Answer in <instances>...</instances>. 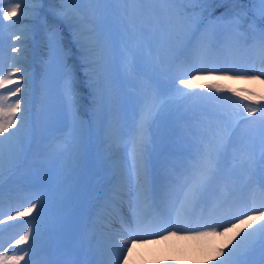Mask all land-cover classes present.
Instances as JSON below:
<instances>
[{"label":"snow or ice","instance_id":"snow-or-ice-1","mask_svg":"<svg viewBox=\"0 0 264 264\" xmlns=\"http://www.w3.org/2000/svg\"><path fill=\"white\" fill-rule=\"evenodd\" d=\"M39 2L40 0H20V3L14 4L4 12V19L11 21L18 12L23 16L29 3L33 5L31 11H36L35 5ZM82 2L89 5L91 13L87 17L88 35L84 34L82 26L86 17L81 16L79 10L60 9L56 10V15L63 17L67 22L79 46L80 60L85 69L91 97L88 102L91 104L92 117L100 130L106 132V139L110 144L116 134L122 131V127L113 105L110 85L115 55L107 42L101 43L100 29L107 19V13L112 10L109 6L114 3L123 5L119 13L126 31L138 37L135 47L125 46L120 53L122 62L130 71L141 64L151 66L153 71L157 68L174 70L175 75L172 77L170 87L177 94L178 102L188 97L221 98L213 97L210 92H185L184 88L180 87L187 85L191 88L192 80L204 78L201 73L208 77L216 73H223L225 76L227 73H245L242 78L264 83L262 79L264 0H82ZM226 3H235L240 7L226 9L215 21H209L204 32H200V25L205 18L203 13L208 12L207 7L200 6L211 4L223 6ZM246 3L255 7L245 8ZM196 8H200L198 15L192 14ZM221 22L225 23L227 31L224 40L218 38L217 25ZM46 32L48 55L62 70L65 100L69 110L78 114L82 98L76 89L73 66L69 63L71 52L54 26L46 28ZM198 32L200 34L197 37ZM12 38L27 40L26 36ZM145 41L148 42L147 53L142 51ZM153 43L159 48V53L155 56ZM190 46L191 57L186 55ZM12 52L17 53V56L12 57L14 63L9 65L11 72L8 77L15 75L16 79L13 81L8 77H0V86L9 83L15 85L14 91L11 88H6V91L8 97H16L15 102L7 109L0 105V177L3 175L2 163L5 159L11 174L14 167L25 158V140L29 141L27 146L30 147L32 134L29 91L19 83L21 80L25 85L29 83L27 68L19 57L20 53L26 52V48L13 47ZM221 63L229 66H218ZM2 71L3 66L0 65V72ZM248 73L252 75H247ZM182 76H190L191 79H183ZM205 87L220 91V85L216 83L207 84ZM142 88L144 91L141 93L139 118L135 123L134 135L129 141L131 148L128 162L124 165L128 172L127 178L129 180L134 178L136 182L135 197L130 202L132 221L131 223L125 221L127 226L122 225L120 230L111 233L103 245L97 246L101 255L104 254L105 248L108 252L107 259L98 261V264H129V253L133 251L141 237L159 235V232L166 228L176 230L168 233L171 236H175L178 231H191L194 239L221 238L219 244L210 246L209 260L214 261V264H264V104L257 108L248 104L242 105V101H232L231 106L235 110L232 115L235 116V121L229 117L226 121L208 126V131L203 134V140L197 145L196 156L190 165V174L180 181L183 195L178 205H173V216L171 213L165 214L158 202L161 200L163 189L171 186L162 185L159 189L156 187L150 178L148 159L152 142L151 128L164 108V102H157V97L161 95L159 91L161 84L149 75L142 82ZM8 97H0V100L6 101ZM227 99L231 101V97ZM243 99L251 100L253 97L243 96ZM260 100H264V96H261ZM253 113L260 117L257 127L245 134L247 139L242 141L239 147V159L248 177L246 187L250 186L249 194H242L235 186H224L211 205L205 208V193L216 180L229 148L233 147V137L239 124L248 121ZM85 172L86 164L77 147L74 166L60 182L58 206L53 216L42 218L44 202L36 195L27 199L26 202L30 206L22 211H15L14 216L5 215L4 220H0V225L6 226V221L28 216L35 210V215L29 221L28 230L14 241L15 245H25L24 249H20L22 255L8 257L0 254V264H19L21 260L24 264H29V259L25 257L30 258L33 254L36 244L41 239L42 226L58 227L75 212ZM7 201L9 211L17 207L12 203L11 196L7 197ZM4 202L3 184L0 182V208ZM142 205L155 207L156 218L149 220L148 213L142 210ZM197 205L200 206V211L193 219V210ZM117 236H125L127 239L118 241L115 238ZM203 264H207V261Z\"/></svg>","mask_w":264,"mask_h":264},{"label":"rangeland","instance_id":"rangeland-1","mask_svg":"<svg viewBox=\"0 0 264 264\" xmlns=\"http://www.w3.org/2000/svg\"><path fill=\"white\" fill-rule=\"evenodd\" d=\"M20 3V0H0V65L3 66V71L0 72V77H8L11 72L9 65L13 64L12 57L17 56V53L12 52L13 47L19 48L24 46L26 52L20 53V60L23 61L27 68V75L29 76V83L25 85L21 80V86L27 87L29 91V98L31 100L30 108V122L32 127V134L30 139V147H28V140H25L27 163L21 166L22 171H18L15 177L17 182L25 178L30 180L33 175L38 173L41 175L48 169L52 171H59L62 174L67 173L73 168V159L75 153L57 152L50 156H41V151L38 149L37 143L44 138L49 129H57L59 127H69V117L73 116L78 122L87 121L88 125L82 134V139L79 141V149L83 160H90L92 154L90 144L92 142H103L106 140L105 131L100 130L92 117L91 112V97L89 96L87 77L85 76V69L82 66L79 46L72 35V30L69 28L67 22L63 17L56 15V10H79L81 16L86 17L82 22L84 34L88 35L87 28L89 23L87 17L91 15L89 12V5L82 0H40L35 5L36 11H31L33 5L29 3L25 14L21 16L18 12L16 16L11 18V21L4 19V12L11 8L14 4ZM207 6V5H206ZM204 5L200 8L206 7ZM111 11L107 13V19L100 29L102 35L100 41L103 44L107 42L112 48L115 59L112 64V72L110 85L113 94V105L120 117V126L122 131L119 132L117 142L120 145H125L134 135L135 123L139 118L140 105L142 100L141 93L144 91L142 82L151 75L157 79L161 84L159 91L161 95L157 97V102H164V108L161 112H176L175 116H168L162 123H165L160 131V137L156 138L160 143L161 152L166 157L173 161L182 159L184 156H196L197 145L203 140V134L208 131V126L216 123L226 121L229 117L235 121L232 106V101H242L243 104H248L251 107H259L264 104V100H260L264 96V83L260 84H246L241 83L231 77H207L205 80L189 88L187 85H180L185 92L192 93H211L213 97H221L220 99H210L207 97H188L183 101L176 100V93L170 87L172 77L175 75L173 71H166L157 68L155 71L151 66L141 64L138 68L130 71L128 67L122 62L120 53L125 49V46L135 47L138 42V37L131 35L126 31L119 9L123 7L121 4L114 3L109 6ZM240 5L235 7L239 8ZM245 8L255 7L252 4H245ZM200 8L195 9L194 15L200 13ZM222 8V7H221ZM220 8V12L222 9ZM221 13H217L205 20L200 25V32H204L209 25V21H215L216 17ZM54 26L61 34L63 42L71 52L70 65L73 66L76 89L81 96V109L78 114H73L69 110L67 102L61 100L63 94V77L62 70L59 65L48 55L47 48V32L46 28ZM147 27V26H145ZM200 32L197 33V37ZM218 38L224 40L227 37L226 26L224 22L217 25ZM13 36H26L27 40H15ZM195 44V39L193 40ZM220 45H218V48ZM148 42L145 41L142 51L147 53ZM32 53V59L28 55ZM159 53V48L153 43V55ZM219 54V53H218ZM187 56L191 57V46L189 47ZM199 66V65H197ZM218 66L228 67V64L221 63ZM166 67V66H165ZM30 74L33 78H30ZM252 75V73H248ZM247 74V75H248ZM18 75V74H17ZM10 80H15L16 76L8 77ZM183 79H188L189 76H182ZM264 79V78H262ZM178 83V82H177ZM216 83L220 85V91L216 89H209L205 87L207 84ZM10 85V86H9ZM6 88L15 89L14 84H6L0 86V94H8ZM235 90V91H233ZM8 96V95H7ZM243 96H250L253 99H243ZM231 97V101L227 99ZM9 105L11 101L15 102L16 97H8ZM241 105V111L243 106ZM8 108V107H7ZM246 114V113H245ZM18 115V114H17ZM260 117L253 113V116L239 124L236 134L233 137V147H230L226 159L235 160L239 158V147L242 141L246 140V133L254 130ZM133 128V129H132ZM11 130V129H10ZM48 131V132H47ZM73 133V130H71ZM84 147V150H83ZM30 149V150H28ZM149 152V161L151 166L156 162L154 154ZM257 153H259L257 141ZM31 154V155H29ZM96 156V155H95ZM46 157V158H45ZM235 157V158H234ZM46 160V161H45ZM37 162V164H36ZM7 163V159L3 161ZM2 163V164H3ZM7 166L3 171L7 170ZM94 168V167H93ZM90 168L89 174L86 178L91 181L95 171ZM14 178V179H15ZM28 182V181H27ZM16 184V183H15ZM232 187V185H227Z\"/></svg>","mask_w":264,"mask_h":264},{"label":"bare ground","instance_id":"bare-ground-1","mask_svg":"<svg viewBox=\"0 0 264 264\" xmlns=\"http://www.w3.org/2000/svg\"><path fill=\"white\" fill-rule=\"evenodd\" d=\"M32 55V53L28 55L30 59H32ZM200 75L204 78L192 80V85H196L208 77L204 73ZM245 75V73H227L225 76L223 73H216L212 77H231L241 83L260 84V81L242 78ZM30 78H33L32 74H30ZM188 79H191V77L189 76ZM262 87L264 88V85ZM7 95L0 94V97H8ZM60 98L66 102L64 96ZM8 99L6 101L0 100V105L5 109L9 106ZM13 103L14 101H11V104ZM177 114L176 112L166 111L160 115L151 128L152 142L149 149L150 154H154L156 158L153 167L149 164L151 180L158 189L162 185L171 186L170 188L165 187L161 192V200L158 201L160 209L165 214L171 213L173 216V205H178L179 199L183 195L180 190V181H183L190 174V165L195 156L185 155L184 158L173 161L171 158L166 157L164 153L162 154L160 143H158L159 141L156 138L160 137V131L165 125L162 122L168 116ZM68 117L69 127L57 130L49 129V133L37 143L38 149L41 151L40 158L44 157V155L50 156L55 152H59L58 147L61 144H65L63 152L69 153L73 151L76 153L88 122H78L72 115ZM71 130H73V133ZM117 137L113 138L111 144L107 139L103 142H92L90 144L92 154L96 156H90L89 161L83 160L86 164V172L82 180L75 212L58 227L42 226L41 239L36 244L33 254L30 258L25 257L29 259V264H98V261L107 259V249L105 248L104 254L101 255L97 246L103 245L111 233L120 230L122 225L127 226L125 221L131 223L130 202L134 200L136 188L135 179L129 180L127 178L128 172L124 168V165L128 162L131 148L130 140L125 145H120L117 142ZM26 163L27 160L23 159L13 170L16 172L22 171L21 166L24 168ZM72 163L74 166V160ZM5 166L8 167L6 163H3L2 168ZM92 167H94L96 173L92 175L93 177L89 181L86 177ZM67 173L62 174L59 171L48 169L41 175L36 173L30 180H27L28 182L25 178L20 179V182L14 188H11L9 183L4 182L6 178H10L7 168V170L3 171L2 177H0L5 196V202L0 208V213L9 211L7 201L9 196L12 197L13 204L20 206L18 209H15L17 208L15 207L13 211H22L30 206L26 202L30 196L39 195L44 202L42 218L53 216L58 206L60 182ZM247 181V173L244 171V166L241 164L240 159L228 160L224 158L216 180L205 193L204 207L210 206L215 197L227 185L237 187L244 195L249 194L250 186L246 187ZM24 203L25 205H22ZM141 207L143 211L148 213L147 218L149 220L156 218L157 209L155 207H149L148 205H142ZM95 209L98 212H94ZM199 211L200 206L197 205L193 210V219H195V215ZM33 213L32 216L25 218L23 222L18 223L13 229H4L3 225H0V254L8 257L22 255L20 249H24L25 245H15L14 241L19 239L24 231L28 230L29 221L35 215V210ZM16 222L13 221L10 225L14 226L17 224ZM233 223H235V220ZM26 224L28 226L27 230ZM161 227L163 226L161 225ZM173 231L176 230L166 228L160 231L159 235L141 237L133 251L129 253V264H177V262L179 264H203L205 261H207V264H214V261L209 260L210 246L219 244L221 238L194 239L191 231H178L175 236L168 235V233ZM166 236L167 239H165ZM115 238L118 241L127 239L125 236H117ZM6 245L13 249L8 251ZM19 264H24V261L21 260Z\"/></svg>","mask_w":264,"mask_h":264},{"label":"trees","instance_id":"trees-1","mask_svg":"<svg viewBox=\"0 0 264 264\" xmlns=\"http://www.w3.org/2000/svg\"><path fill=\"white\" fill-rule=\"evenodd\" d=\"M236 6H238V4H235V3H226L224 4L223 6H220L218 4H211V5H207V9H208V12H205L203 13L204 17L208 16L209 14L208 13H212L214 14L215 12H217L221 7L222 11L224 12L226 9H229V10H232L234 9ZM213 9L215 11H213Z\"/></svg>","mask_w":264,"mask_h":264}]
</instances>
